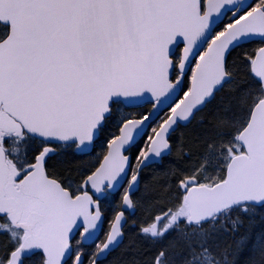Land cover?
Returning <instances> with one entry per match:
<instances>
[{
	"label": "snow or ice",
	"instance_id": "6c2138e0",
	"mask_svg": "<svg viewBox=\"0 0 264 264\" xmlns=\"http://www.w3.org/2000/svg\"><path fill=\"white\" fill-rule=\"evenodd\" d=\"M0 264H264V0H0Z\"/></svg>",
	"mask_w": 264,
	"mask_h": 264
}]
</instances>
